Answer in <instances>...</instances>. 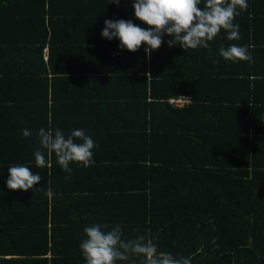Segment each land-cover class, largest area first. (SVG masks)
Returning a JSON list of instances; mask_svg holds the SVG:
<instances>
[{
	"label": "trees",
	"instance_id": "1",
	"mask_svg": "<svg viewBox=\"0 0 264 264\" xmlns=\"http://www.w3.org/2000/svg\"><path fill=\"white\" fill-rule=\"evenodd\" d=\"M54 1L67 9L54 11L52 0H0V164L6 170L0 175V264H85L79 246L84 228L96 223L109 229L121 225L126 240L148 235L158 251L190 257L191 264H264V169L252 170L228 123L218 124L209 138L210 127L198 130L201 122L211 125L213 110L199 104L201 85L222 80L221 73L210 74V66L232 64L219 55L220 48L262 50L256 40L264 11L256 0H247V11L234 21L241 39L229 41L222 30L192 57L164 42L150 55L143 46L135 53L121 50L119 40L101 35L109 8L91 7L87 15L84 7L72 6L77 0ZM123 12V20L148 28L135 18L133 6L131 12L115 9V17ZM73 31L97 32L99 38L81 45L92 48L85 49L90 59L78 66L73 53L64 52V39L74 37ZM236 63L243 68L249 62ZM110 65L120 66L106 69ZM224 74L226 89L235 81L236 97L222 109L216 106L215 116L224 110L242 118V110L252 105L255 79L245 69ZM20 83L33 92V104L19 96ZM188 94L191 104L185 107L168 103L169 97ZM40 128H59L65 135L84 129L98 145L94 164L72 163L66 180L55 154L45 153L48 166L37 168ZM24 129L29 137H23ZM12 165L38 173L39 190H9ZM141 261L134 256L117 264Z\"/></svg>",
	"mask_w": 264,
	"mask_h": 264
},
{
	"label": "clouds",
	"instance_id": "2",
	"mask_svg": "<svg viewBox=\"0 0 264 264\" xmlns=\"http://www.w3.org/2000/svg\"><path fill=\"white\" fill-rule=\"evenodd\" d=\"M117 6L120 0H112ZM133 0L134 15L148 28H141L131 20H105L102 37L111 41L118 39L119 48L135 53L142 46L150 55L158 50L167 35L169 47L179 45L184 50L208 49L209 42L223 30L229 41L241 39L239 25L234 21L243 11H247V0ZM219 55L226 61L253 62L247 45L231 44L221 47ZM149 76H151L149 74ZM173 107V106H172ZM23 137L31 135L30 130H22ZM40 148L34 151L35 166H48L46 154H55L61 169L68 173L70 165L76 163L85 168L94 164V149L98 145L84 129H75L70 134L56 128H40L37 132ZM41 176L30 171L27 165L8 167L7 188L11 191H38ZM51 195V190L48 191ZM85 238L80 250L85 264H117L129 261L132 257H142L141 264H191V258L176 257L170 252L158 251V246L148 235L134 239H124L121 225L109 229L107 224L96 223L84 228Z\"/></svg>",
	"mask_w": 264,
	"mask_h": 264
},
{
	"label": "crops",
	"instance_id": "3",
	"mask_svg": "<svg viewBox=\"0 0 264 264\" xmlns=\"http://www.w3.org/2000/svg\"><path fill=\"white\" fill-rule=\"evenodd\" d=\"M56 1H60V0H56ZM90 1H92L93 3L92 2L89 4H87L86 2L81 3V0L73 1L74 4L72 6L77 7V8L84 7V9L88 10L87 15L92 14L91 13L92 8H94L97 11H101V9L103 8V11L105 12H106V9L109 8L111 10L110 12L111 16L109 17V20L123 19L124 12L119 17H115L117 16V14L114 13L115 9L120 8V9H123L124 11L131 12L132 6H133V0H120V3L118 6L114 3H111L112 0H90ZM52 2L56 4V6L53 7L54 11L56 12L58 11L61 12V10L64 12L67 9L68 4L66 3L63 4V3L57 2L58 3L57 4L54 0H52ZM48 3H50L49 0H48ZM255 4L258 10L264 11V0H256ZM70 5L71 4H69V6ZM28 9H30V6L27 8V10ZM67 19L68 21H71V19L75 21L74 20L75 17L71 15H68ZM75 22L77 23V25H81L80 22L78 21H75ZM84 33L85 34L79 31H73L74 37L70 35L69 37L66 36L64 39V44H65L64 52H67L70 55L71 53H73L72 55H74L75 57L71 56V58L72 57L74 58V63H76L77 66L80 65L82 59H90V55H86L87 52L85 51V49L87 50L88 48H92V47L83 48L81 47V45L84 46L85 45L84 43L87 42V40H89L88 42H91V40L95 41L97 40L96 38H98L97 32L92 31V32H84ZM86 33H88L89 36H87ZM81 35L83 38L79 37ZM257 36H258V33H257ZM168 39L169 37H167V35L163 37V41L166 44V48L172 50L175 47L179 46V45H175V46L169 47L167 44ZM114 40H118V39H114ZM257 41L261 43L262 50L257 51L256 49L255 51H253L251 47V55L253 57V62L246 64L245 67L240 68L239 64L236 62H232V64L219 63V64H214L210 66L209 68L210 74H215V73L220 74L221 73V75H219V78H222V80L221 79H217V80L211 79L210 83L201 85V92L199 94V96L203 98L204 100L203 103H199V104L212 106L214 111L211 110V118H210L211 125L208 124L207 122L203 123L200 121L201 125L198 126V130L200 131L205 126H207L208 128L210 127L209 129H211L212 132L208 134V138H209V136L214 135V133L216 132L217 130L216 126L218 124L219 126H224V125L226 126V123H228L233 133V137L232 136L230 137L234 138L235 145L243 144V146L241 145L239 148L243 150L246 155H248L249 161H251L250 165H251L252 170L257 165L260 166L258 169H264V26H263V31L259 32V37L257 38L256 42ZM60 43L62 44V42ZM194 52L195 50H192V49L186 50L185 57L194 56ZM49 58H50L49 49H47L45 51V62L46 63H48ZM194 58L191 61H194ZM206 59H207V56H206ZM62 65L63 64H60L59 67L61 68ZM117 66H120V65H110L106 67V69L114 68ZM244 69L245 71L252 72V74L249 76L252 79L253 78L255 79V82L250 85L251 90L253 91V94L251 96V102H252L251 107H249L248 110L247 109L242 110L243 111L242 118L237 117V116L234 118H231V115H227L224 110H221L222 115H220V112L217 111V115L215 116V111L217 110L216 106H219L218 109H220L221 104H228L230 97L234 96L235 91H236L235 81H229V86L226 89L227 84H226V80H223L225 79L224 78L225 74L223 75V73L225 71L226 72L229 71L230 73H232L235 71H242ZM21 81L22 79L20 78V82ZM22 85L23 84L20 83L17 86V89H19ZM23 87H24V90L18 93L19 96L22 98L23 101L26 100L27 104L28 103L33 104L34 102V94H32L33 92H28V89L25 84L23 85ZM187 96L191 98V94H188ZM18 101H21V100L18 98ZM189 104H191V101L190 103L185 104L182 107H185ZM182 107H176V108H182ZM237 135H239L240 140L237 139ZM205 136H206V133H205ZM1 167H3L2 164H0V171H1L0 175L5 176L6 170L1 169ZM17 241L10 244L8 248L13 249L11 247H14L17 244ZM5 259L10 260L13 258H11V256H6Z\"/></svg>",
	"mask_w": 264,
	"mask_h": 264
},
{
	"label": "built area",
	"instance_id": "4",
	"mask_svg": "<svg viewBox=\"0 0 264 264\" xmlns=\"http://www.w3.org/2000/svg\"><path fill=\"white\" fill-rule=\"evenodd\" d=\"M191 98L187 95H179L177 97H169L168 103L173 107H182L185 104L190 103Z\"/></svg>",
	"mask_w": 264,
	"mask_h": 264
}]
</instances>
